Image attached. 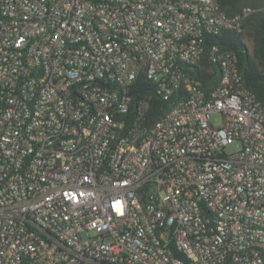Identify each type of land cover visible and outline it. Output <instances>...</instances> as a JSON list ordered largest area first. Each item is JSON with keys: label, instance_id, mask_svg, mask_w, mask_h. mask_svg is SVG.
<instances>
[{"label": "built area", "instance_id": "obj_1", "mask_svg": "<svg viewBox=\"0 0 264 264\" xmlns=\"http://www.w3.org/2000/svg\"><path fill=\"white\" fill-rule=\"evenodd\" d=\"M250 13L0 0V264H264V105L207 43Z\"/></svg>", "mask_w": 264, "mask_h": 264}, {"label": "trees", "instance_id": "obj_2", "mask_svg": "<svg viewBox=\"0 0 264 264\" xmlns=\"http://www.w3.org/2000/svg\"><path fill=\"white\" fill-rule=\"evenodd\" d=\"M219 6L229 17L241 14L246 8L252 11L243 18L240 32L226 31L222 36L211 38L207 43L217 42L235 51L239 67L244 74L246 88L264 105V0H219ZM200 66L205 73L198 74V78L203 80L204 85L214 86L216 79L214 74L207 72L210 63L206 53L200 61ZM137 82L144 85L143 76H140ZM165 110L159 98L151 95L148 99L147 121L156 122Z\"/></svg>", "mask_w": 264, "mask_h": 264}, {"label": "rangeland", "instance_id": "obj_3", "mask_svg": "<svg viewBox=\"0 0 264 264\" xmlns=\"http://www.w3.org/2000/svg\"><path fill=\"white\" fill-rule=\"evenodd\" d=\"M213 121L214 124L218 123V119L216 117H213L211 119ZM238 149V146L237 145H233L230 150H237Z\"/></svg>", "mask_w": 264, "mask_h": 264}]
</instances>
